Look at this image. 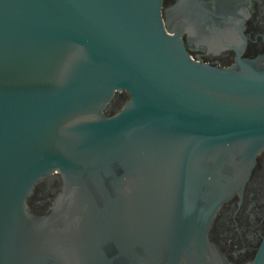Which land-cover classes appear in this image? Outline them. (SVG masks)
I'll return each mask as SVG.
<instances>
[{"label":"water","instance_id":"water-1","mask_svg":"<svg viewBox=\"0 0 264 264\" xmlns=\"http://www.w3.org/2000/svg\"><path fill=\"white\" fill-rule=\"evenodd\" d=\"M162 6L0 0V264H234L209 233L264 150V53L196 60Z\"/></svg>","mask_w":264,"mask_h":264},{"label":"flooded vegetation","instance_id":"flooded-vegetation-1","mask_svg":"<svg viewBox=\"0 0 264 264\" xmlns=\"http://www.w3.org/2000/svg\"><path fill=\"white\" fill-rule=\"evenodd\" d=\"M162 15L166 28L180 34L196 60L229 67L237 56L264 53V0H163ZM129 98L127 91L117 94L111 111H119ZM61 187L58 173L45 176L29 199L30 207H40ZM209 236L234 264H247L256 256L264 240V150L242 196L220 208Z\"/></svg>","mask_w":264,"mask_h":264}]
</instances>
